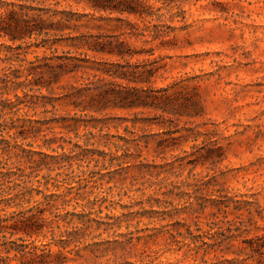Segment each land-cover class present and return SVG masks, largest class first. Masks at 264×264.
Instances as JSON below:
<instances>
[{"label": "rangeland", "instance_id": "rangeland-1", "mask_svg": "<svg viewBox=\"0 0 264 264\" xmlns=\"http://www.w3.org/2000/svg\"><path fill=\"white\" fill-rule=\"evenodd\" d=\"M144 2L62 1L88 28L0 38V264H264V0ZM80 33L124 57L74 48ZM117 64L142 82L94 69ZM113 83L153 99H92Z\"/></svg>", "mask_w": 264, "mask_h": 264}, {"label": "trees", "instance_id": "trees-1", "mask_svg": "<svg viewBox=\"0 0 264 264\" xmlns=\"http://www.w3.org/2000/svg\"><path fill=\"white\" fill-rule=\"evenodd\" d=\"M62 1L84 2L92 10L97 12H105L109 15L119 14L121 16H150L149 6L145 4L144 0H0V38H4L12 43L17 41L21 42L16 47L8 45V48L10 49H20L22 43L32 38L45 35L47 40L50 41V36L56 35L58 32H65L67 30L74 32L80 31L82 28H88V22L83 20V18L87 17L88 14L74 12L67 8L59 9L58 6ZM108 19L120 21L124 24H127L128 26L130 25L128 19L125 17L123 18L113 16L108 17ZM117 27L122 29L123 24ZM70 39L72 40L70 45L76 49L86 48L94 52L109 53L120 57H124L125 54V44L122 41H117L118 39L115 41L102 40L89 42L88 37L82 33H80L78 36H72ZM56 41L57 38L54 39L50 45L48 44L49 48H51L50 46L54 45ZM65 59L74 60L77 58L70 57ZM116 67V70H101L99 68L94 69L99 71L101 74L104 73L115 79H120L128 83L142 82L139 77H136L135 74H133V71L128 70L127 66L117 64ZM59 69L61 72L60 75H66L75 71L74 68L70 69L66 67V65H61ZM27 70V77L34 75V72L31 69ZM105 84L106 83H104V86ZM113 84L117 85L118 87L102 89L103 84L95 86V96L98 97L97 99H92H94V101L97 103L101 101L106 102L107 100H113L115 102L118 101L121 103V106L129 108L146 106L148 101H150L149 99H153L146 96L147 89L136 87L128 88V86H125L122 83ZM87 89L88 90H85L84 88H73V92L70 94V96L72 95V104L76 108H92L91 105L78 100L85 91L90 90L89 88ZM150 103H148V105H150ZM23 132L24 130L20 132L21 135ZM23 135L25 134L23 133ZM29 167L32 168V171L27 174H22L23 176L20 175L21 177L18 178L21 183L25 184L30 181V176L35 170V167ZM24 176L26 178H24ZM6 177H10V174H7L4 179H7ZM259 248L264 249V242L259 244Z\"/></svg>", "mask_w": 264, "mask_h": 264}]
</instances>
